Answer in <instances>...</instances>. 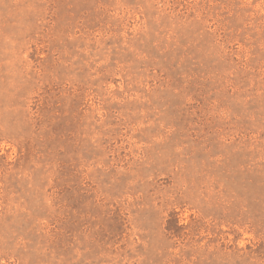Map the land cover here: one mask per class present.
Instances as JSON below:
<instances>
[{
	"label": "rangeland",
	"instance_id": "rangeland-1",
	"mask_svg": "<svg viewBox=\"0 0 264 264\" xmlns=\"http://www.w3.org/2000/svg\"><path fill=\"white\" fill-rule=\"evenodd\" d=\"M0 264H264V0H0Z\"/></svg>",
	"mask_w": 264,
	"mask_h": 264
}]
</instances>
